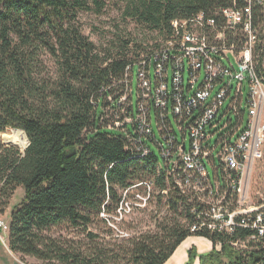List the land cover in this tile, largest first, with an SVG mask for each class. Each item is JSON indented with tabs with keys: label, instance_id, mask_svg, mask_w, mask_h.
<instances>
[{
	"label": "trees",
	"instance_id": "16d2710c",
	"mask_svg": "<svg viewBox=\"0 0 264 264\" xmlns=\"http://www.w3.org/2000/svg\"><path fill=\"white\" fill-rule=\"evenodd\" d=\"M236 2L243 5V0ZM230 3L126 0L124 15L165 44L173 36L172 22L213 16ZM104 6L103 0H0V216L18 189L24 193L8 215L10 251L23 262L40 264H165L182 242L198 236L213 245L201 263L226 259L227 264H264L255 251L235 252L227 244L216 251L224 239L217 234H191V210L200 207L196 197L181 191L152 153L134 155L120 129H115L120 136L101 131L108 129L109 120L104 101L117 104L115 92L123 89L117 84H123L126 68L139 59L138 54L129 57L128 42L118 50L99 49L75 26L80 14L98 15ZM263 13L253 10L256 25L262 24ZM44 55L56 61L55 80L42 77ZM7 130L25 133L29 146L22 154L2 145L1 135L4 140L11 134ZM147 194L146 201L154 199L166 208L156 229L114 237L107 222H115L121 205ZM101 223L104 231L88 230ZM60 227L84 233V243L68 246L51 237ZM118 228L131 229L124 222ZM192 254L190 250L187 264Z\"/></svg>",
	"mask_w": 264,
	"mask_h": 264
},
{
	"label": "built area",
	"instance_id": "2783aa9c",
	"mask_svg": "<svg viewBox=\"0 0 264 264\" xmlns=\"http://www.w3.org/2000/svg\"><path fill=\"white\" fill-rule=\"evenodd\" d=\"M230 1L213 16L198 14L172 22L171 40L139 64L141 90L135 111L131 97L117 102L118 108L126 106L132 132L128 124L114 125L125 134L137 157L151 153L147 142L156 144L162 159L159 169L181 191L196 197L200 207L191 210L195 218L191 234H217L224 237L216 245L218 251L227 244L235 252L255 251L264 259V201L253 207L247 202L250 173L264 146V19L256 25L253 15L254 9L264 11V0H243L242 6ZM132 71L133 66L125 71L127 88ZM226 100L229 105L223 110ZM108 111H104L105 119ZM152 112L162 143L151 127ZM231 113L236 126L228 129V123L226 132L211 144V132ZM206 160L213 167V181ZM8 230L9 225L0 220L2 243ZM243 231L248 234L238 236Z\"/></svg>",
	"mask_w": 264,
	"mask_h": 264
},
{
	"label": "rangeland",
	"instance_id": "374dc122",
	"mask_svg": "<svg viewBox=\"0 0 264 264\" xmlns=\"http://www.w3.org/2000/svg\"><path fill=\"white\" fill-rule=\"evenodd\" d=\"M104 1V8L102 12L98 15L94 14L93 12L88 13H82L79 15L78 20L75 24V26L80 30V32L88 38L89 42L93 43L97 48H111L114 50H118L119 47L124 46V43H129V57L135 58V54H138L137 61H135L133 64V71H132V81L128 80L129 88L125 86V84H117L118 86H123V89H118L115 94L116 96H119L120 99H126L129 100L130 97L132 98V105L136 107L137 102V94L141 90V87L139 85V82L137 80V72L139 68V64L142 60H147L149 56L154 53L156 50L160 49L161 47H164L165 44L159 43L162 42L161 39L155 35L152 34L150 31L146 30L142 26H139L134 21L130 20L129 18L125 17L124 11H125V2L126 0H103ZM156 43L160 45L157 49H152ZM139 46V47H138ZM145 50V51H144ZM263 71H264V63L262 65ZM58 75L57 65L55 59H53L49 55H44L43 57V69H42V77L44 79L50 78L51 80H55ZM130 75L128 74V78ZM150 77L153 79V67L150 70ZM169 79H171V73L169 74ZM185 80H187V74L185 75ZM117 89V86H115ZM128 90V92L126 91ZM218 88L215 90L217 91ZM105 112L108 111V115L106 114V118H109L108 124L106 127L108 129L101 130L102 132L110 133L113 135H122V133L118 130H115V123L113 124L111 120L117 121L121 120L119 123L122 125L131 123L130 119H127L128 116L124 109H126V106L123 108L120 106V108L117 107V104L115 105L114 101L112 99H106L104 101ZM229 105V100H226L223 106V110H226ZM101 111V108H99V112ZM233 116V117H232ZM172 120V116H169ZM229 123V124H228ZM228 124V129L236 126V116L235 114H229L222 118V120L219 122V125L213 129L211 132L214 134V136L211 138V144H214L217 141V138L221 136L223 133L226 132L225 126ZM129 127V124L127 125ZM152 130L155 134V138L157 142L162 143V139L157 131V123L155 120L154 112H152V124H151ZM173 129L176 132V135L181 137L180 132L177 129V126L173 122ZM129 131L132 132L131 127L128 128ZM14 131L17 130H7L5 133H11L13 134ZM20 131V130H18ZM3 135V134H2ZM1 135V143L4 147H12L17 149L21 154L24 152L25 149H21L19 146H14L6 142V137L4 140H2ZM216 136V137H215ZM148 147L150 148L151 153L159 160V163H162L161 155H160V149L156 144H152L150 142H147ZM27 147V144L25 148ZM217 151L213 153L214 160L216 164L218 163L217 158ZM205 167L206 171L209 174L210 180H214V173H213V167L212 165L206 160L205 161ZM149 193V190H148ZM23 191L21 189H18L14 195L12 196L9 207L6 210L5 214L0 216V220L6 222L8 224L9 222V212L10 210L16 206L21 199L23 198ZM248 194V204L250 206H257L261 202L264 201V149L262 152V155L259 160L255 162L253 165V168L250 173L249 177V186L247 190ZM124 197V195H123ZM148 197V194L146 197L143 196H137L135 201L132 203L127 202L121 205V207L118 210L119 217L113 218L115 222H107V225L114 229L115 236L114 237H120V238H128L130 236H134L138 234L139 232L144 233L148 231H154L156 229L157 221L159 218L164 216L166 214V208L164 207H158L156 205V201L152 199L151 202L146 201ZM124 210V212H123ZM121 211V213H120ZM103 216L101 215V218ZM105 218V217H104ZM125 223V226H130V230L124 231L125 229L119 230V225L123 222ZM184 222V221H182ZM90 232H99V230L104 231L105 225L104 224H98L93 225L88 228ZM50 236L60 240L62 243L68 245V246H77L80 244H83L85 241V235L84 233L80 231H75L71 229H67L65 227H60L53 229L50 232ZM103 236L104 233H103ZM111 237V238H114ZM107 238V237H106ZM5 239V237H4ZM110 238H107L109 240ZM37 264H40L38 261H35Z\"/></svg>",
	"mask_w": 264,
	"mask_h": 264
},
{
	"label": "crops",
	"instance_id": "0c3cea01",
	"mask_svg": "<svg viewBox=\"0 0 264 264\" xmlns=\"http://www.w3.org/2000/svg\"><path fill=\"white\" fill-rule=\"evenodd\" d=\"M9 220V219H8ZM8 237L5 236V243L0 240V264H37L33 259H26L24 262L19 259V257L13 254L8 247ZM192 250V260L191 264H213L208 260H203L200 262V257L208 255L213 250L212 243L203 237L191 236L188 237L184 242H182L170 258L165 262V264H187L189 260V251ZM216 251L218 249L216 248ZM220 264H227L226 259H221ZM216 264H219L216 262Z\"/></svg>",
	"mask_w": 264,
	"mask_h": 264
},
{
	"label": "bare ground",
	"instance_id": "6f19581e",
	"mask_svg": "<svg viewBox=\"0 0 264 264\" xmlns=\"http://www.w3.org/2000/svg\"><path fill=\"white\" fill-rule=\"evenodd\" d=\"M6 142L14 146H19L21 149H25L26 144L28 145V139L25 133L18 130L14 131L13 134L6 139Z\"/></svg>",
	"mask_w": 264,
	"mask_h": 264
},
{
	"label": "water",
	"instance_id": "95a60500",
	"mask_svg": "<svg viewBox=\"0 0 264 264\" xmlns=\"http://www.w3.org/2000/svg\"><path fill=\"white\" fill-rule=\"evenodd\" d=\"M28 146H29V141H28V145H27V147H28ZM27 147H26V148H27ZM26 148H25V149H26Z\"/></svg>",
	"mask_w": 264,
	"mask_h": 264
}]
</instances>
